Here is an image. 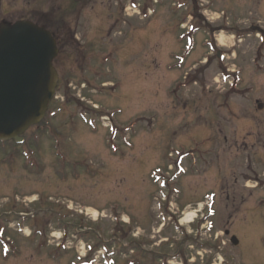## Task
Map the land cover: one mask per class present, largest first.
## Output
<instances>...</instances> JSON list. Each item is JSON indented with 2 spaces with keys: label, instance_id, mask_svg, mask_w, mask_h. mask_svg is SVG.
I'll use <instances>...</instances> for the list:
<instances>
[{
  "label": "rangeland",
  "instance_id": "obj_1",
  "mask_svg": "<svg viewBox=\"0 0 264 264\" xmlns=\"http://www.w3.org/2000/svg\"><path fill=\"white\" fill-rule=\"evenodd\" d=\"M22 19L66 47L48 129L0 145V264H264V0H0Z\"/></svg>",
  "mask_w": 264,
  "mask_h": 264
},
{
  "label": "water",
  "instance_id": "obj_2",
  "mask_svg": "<svg viewBox=\"0 0 264 264\" xmlns=\"http://www.w3.org/2000/svg\"><path fill=\"white\" fill-rule=\"evenodd\" d=\"M57 53L43 27L27 21L0 25V142L21 143L45 117L58 82ZM232 243L237 245L235 238Z\"/></svg>",
  "mask_w": 264,
  "mask_h": 264
},
{
  "label": "flooded vegetation",
  "instance_id": "obj_3",
  "mask_svg": "<svg viewBox=\"0 0 264 264\" xmlns=\"http://www.w3.org/2000/svg\"><path fill=\"white\" fill-rule=\"evenodd\" d=\"M253 28V27H252ZM253 31H254V29H252ZM254 32H256V33H258L261 37L263 36L264 37V28L262 29H259L258 30V28L254 31ZM57 39V41H59L60 42V40H62L61 38H56ZM264 40V39H263ZM262 40V41H263ZM58 42V43H59ZM61 43V42H60ZM64 43V42H63ZM65 47H66V45L65 44H62L61 46H59V49H60V51H59V54H58V56H57V59H56V61L58 60V58L62 55V51L65 49ZM257 56V55H256ZM258 57H264V53H258ZM257 57V58H258ZM82 71V70H81ZM88 71L86 70V71H82V75H84V74H86ZM237 73V72H236ZM235 89L237 90V85H236V87H235ZM78 97H80V96H78ZM263 99H261V97H259V98H257L256 99V101H255V106H256V108H257V110L258 109H260V110H263V104H264V102L262 101ZM84 100L83 99H81L80 100V102H83ZM263 102V103H262ZM79 108H83V109H85L86 107L84 106V105H79ZM248 157L249 158H252V160L251 161H253V158L254 159H256V158H259V160H260V162L261 163H264V152H263V156L261 155V156H258L257 154H253L252 156H250V155H248ZM256 174V176H254L253 177V179L257 182L256 183V187H259V186H261V187H264V180H261L262 178H260V176L259 175H257V173H255ZM243 178H244V181H245V179H246V182H251V179H249V177H247V176H245V175H243ZM248 179V180H247ZM245 182V183H246ZM239 182H237V184H238ZM241 198V197H240Z\"/></svg>",
  "mask_w": 264,
  "mask_h": 264
},
{
  "label": "bare ground",
  "instance_id": "obj_4",
  "mask_svg": "<svg viewBox=\"0 0 264 264\" xmlns=\"http://www.w3.org/2000/svg\"><path fill=\"white\" fill-rule=\"evenodd\" d=\"M194 217H195L194 213L185 214V216L181 222L184 224H189Z\"/></svg>",
  "mask_w": 264,
  "mask_h": 264
}]
</instances>
